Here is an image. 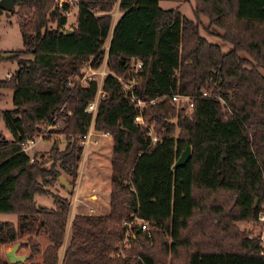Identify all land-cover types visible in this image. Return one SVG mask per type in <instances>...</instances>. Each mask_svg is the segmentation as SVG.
I'll return each mask as SVG.
<instances>
[{"label": "trees", "instance_id": "obj_1", "mask_svg": "<svg viewBox=\"0 0 264 264\" xmlns=\"http://www.w3.org/2000/svg\"><path fill=\"white\" fill-rule=\"evenodd\" d=\"M115 1L78 0L64 32L55 0H14L9 13L22 48L0 51V61L17 65L0 77V89L11 90V107L0 109L10 135L0 134V213L15 214L16 223L0 220V244L25 235L19 245L27 247V264H264L258 238L236 225L254 220L264 201V0H192L193 19L158 0H117L106 65L119 73L131 58L141 62L135 94L157 99L141 116L160 137L149 143L146 128L132 120L133 103L105 76L92 127L111 143L107 210L72 214L58 262L70 200L48 187L64 173L71 194L90 120L83 107L95 92L92 81L69 82L84 60L101 61ZM212 25L228 50L199 34H211ZM173 93L188 96L191 106L171 102ZM52 117L64 145L53 141L30 160L19 142ZM186 144L189 158L172 167ZM34 193L53 206L36 204ZM131 212L147 229L134 228L122 247L120 222ZM41 234L47 243L40 251L33 238Z\"/></svg>", "mask_w": 264, "mask_h": 264}, {"label": "rangeland", "instance_id": "obj_2", "mask_svg": "<svg viewBox=\"0 0 264 264\" xmlns=\"http://www.w3.org/2000/svg\"><path fill=\"white\" fill-rule=\"evenodd\" d=\"M116 3L114 2L112 4V8H115ZM158 5L161 8H170V7H175L177 6L178 10L182 15H184L186 18L193 19L192 13H191V5H192V0H158ZM111 11V10H110ZM109 11V12H110ZM16 14H12L6 11H3L0 14V51H8V50H20L22 48L21 44V38L18 30L17 23L15 21ZM72 17H68L66 20V26L69 27L70 24L72 23ZM201 23L205 24L206 19L205 17L201 16ZM208 31L211 32L207 33L203 29H200L199 34L203 37H205L208 41L215 42L219 44L221 51H226L230 48V44L226 41H223L219 39L216 36V32H218V29L215 26H210L208 28ZM105 42V41H104ZM104 42L102 45H104ZM238 55L242 57H247V54L244 51H238ZM25 57H29V55H25ZM17 65L15 61H8V60H1L0 61V77H4L6 72L12 73L16 69ZM1 96H0V109H5L11 107V102H10V95H11V90L8 88L5 89H0ZM56 122L54 126H44L40 125V128L38 130L39 134L42 135V139H37L36 142L34 143L33 146H31L27 152L32 153L34 149L37 148H46L47 146L49 147L51 143L54 141L57 145L58 148H62L64 145V139L62 135L56 133V129L61 125V122L55 119ZM3 133L7 137H9V133L7 129L4 127L3 121L0 118V134ZM103 136L97 135V136H90L89 142L85 143L83 145V150L81 154V158L79 160V164L83 159L85 151H94L96 147H99V151H96L99 153V156L102 160L105 162L106 158V168L107 171H110V163H109V152L111 150V143L109 141L103 140ZM102 139V140H101ZM95 140V141H94ZM103 143V144H102ZM100 144V146L98 145ZM44 150L43 152H45ZM38 152V151H37ZM108 152V156L106 157V154ZM78 164V165H79ZM89 164V163H88ZM104 164V163H103ZM103 164H101L103 166ZM91 165V169H89L92 173L93 167H94V162L91 161L89 164ZM79 168L81 169H86L82 168V166L79 165ZM103 168V167H102ZM65 177V179L68 180V176L66 174L62 173ZM98 177V174L97 176ZM90 180V179H89ZM73 188V189H72ZM71 188V194H68L67 188L66 187H60L59 182L55 180L50 187H48L49 190L56 192L61 195H65L69 198L70 200V206H69V211L67 214V218L74 213H86V214H103L106 212L107 207L106 204L104 203L103 200L101 199H96L92 194V190L88 187L82 191L81 188H76L75 186H72ZM83 195H90L87 197V200L81 198V194ZM73 195L79 200L74 199ZM33 199L36 204L44 207H52V201L51 198L39 194V193H34L33 194ZM257 199H255V205L257 203ZM74 205V206H72ZM72 206V207H71ZM92 206L93 210L89 211L88 207ZM258 208L259 210H264V201H259L258 202ZM258 210V211H259ZM0 220H10L13 223L16 222V215L15 214H10V213H0ZM237 228L241 230L244 234H246L247 237H252V238H258L261 235L264 237V225H262L257 218L254 220H239L236 222ZM68 228L65 226V231H64V236L61 244L57 248V256L58 259L61 254V249L62 246L65 245V243L68 240ZM25 235L14 241L13 243H7V244H0V258L5 259L6 264H25L23 261H20L18 263L15 262H8L4 256V253L6 250H8L13 244H20V242L23 241ZM34 241H36L39 245V249L43 248L44 245L47 243V239L45 235L41 234L35 238H33ZM18 249V247H17ZM23 252H27V247L24 246ZM20 252V250H19ZM15 254V251H14ZM19 255V254H16ZM24 255V253L20 254ZM38 258V257H35Z\"/></svg>", "mask_w": 264, "mask_h": 264}, {"label": "built area", "instance_id": "obj_3", "mask_svg": "<svg viewBox=\"0 0 264 264\" xmlns=\"http://www.w3.org/2000/svg\"><path fill=\"white\" fill-rule=\"evenodd\" d=\"M77 3L78 0H55L56 7L61 14V16H64L67 20L68 17H72L74 20L76 10H77ZM115 15V13H114ZM67 24V23H66ZM65 24V27H67ZM103 49V55L101 58V61L94 65L92 64L91 58H88L81 62L78 67L77 71L72 77V81L69 82V84H78L80 86H86L89 81H92L95 83V92L93 97L88 100L83 110L84 112L90 114V120L89 125L86 129V131L81 135L80 137V144L84 145L85 143L89 142L90 136H97L101 135L103 137H109V134L107 132H100L96 131L92 127V120L96 112L97 103L98 101L103 97L104 92L102 91V81L105 76L110 75L112 76L119 84L120 90L123 92L124 96L133 103L134 107L136 108V113L134 114L132 120L134 123L138 124L139 126L146 128L145 135L148 137L149 143L155 142L160 135L155 134L152 130V126L150 123L146 122L142 116H141V110L145 107L146 104H152L157 99H148L143 100L139 98L135 94V88L139 84V69L141 67V62L138 59L131 58L127 68L123 72L114 73L110 71L106 65V51L107 46L104 47V45L101 46ZM9 73L5 74V77H8ZM204 94V92H202ZM170 101L177 103L179 101L187 102V106L190 107L191 103L189 102V98L186 95H180L177 93H173L170 96ZM55 117H52V123H43L44 126H54L56 120ZM42 135L34 134L32 137L24 138L19 142V149L20 151L27 153V150L34 145L37 139H42ZM95 141V140H94ZM29 159L32 160V156L28 155ZM89 211H92V206L88 207ZM256 218L258 221L264 225V210H259L257 212ZM120 226L123 229L122 238L120 241V245L126 246L127 240L129 238H133V230L134 228L140 229V230H146L147 229V223L139 218L135 213L131 212L129 213V217L122 219L120 222ZM260 245L263 246L264 249V237L261 235L259 237Z\"/></svg>", "mask_w": 264, "mask_h": 264}, {"label": "crops", "instance_id": "obj_4", "mask_svg": "<svg viewBox=\"0 0 264 264\" xmlns=\"http://www.w3.org/2000/svg\"><path fill=\"white\" fill-rule=\"evenodd\" d=\"M115 3H116L115 8L111 9V11L109 12L111 19H110L109 30H108L107 36H106V38L104 40L105 41L104 42V47H106L108 45V40H109V36H110L111 27H112L116 17L120 13L118 8H117V0L115 1ZM114 13H115V15H114ZM72 22H73V20H72ZM6 73H9V72H6ZM1 93L2 92H0V96H1ZM1 135L4 138H6V139L10 138V136L7 137L3 133H1ZM102 139L110 142V138L109 137L108 138L107 137H103ZM55 145L57 146L58 144L55 143ZM98 145L100 146V144H98ZM47 149H48V146L46 148H42V149H40V148L34 149L33 152H37L38 151V152L42 153L44 150H47ZM82 150H83V145H82ZM95 150L99 151V147L97 146ZM95 150L94 151H89V150L85 151L82 161L80 162V164L78 162V164L80 166H82V168H86V169H81V168H79V165H77L76 177H75L73 186H75L76 188H81L82 191L89 187L93 191L92 194H90V195H93L96 199L98 198V199L103 200L104 203L106 204V207H107V205H108V189H109V174H110V171L108 172L107 168H106V158H105V162H104V160L101 159L102 157L100 158L99 153H97ZM32 153H28L27 152L26 154L27 155H31ZM81 154H82V151H81ZM107 156H108V152L106 154V157ZM109 156H110V152H109ZM80 158H81V155H80ZM91 161L94 162V167H93L92 173L89 170V169L92 168L91 165H89L91 163ZM101 164H103V166ZM97 174H98V177H96ZM63 178L65 179L64 176H63ZM90 195L88 194V195L85 196L82 193L81 194V198L87 200V197L90 196ZM73 197H74V199L79 200V199H77L75 197V195H73ZM72 206H74V205H72ZM71 216H72V214L66 219V223H65V226L68 228V233H69V220H70ZM7 221H10V220H7ZM10 222H12V221H10ZM64 231H65V228H64ZM35 239H36V237H35ZM64 246L65 245L62 246L61 254H60L59 259H58V256H57L58 262H59V260L61 258ZM17 247H18V249H17ZM23 248H24V246H20V245L17 244V246H16V248L14 250L15 251V255L16 254L20 255L22 253H24V255L27 254V252H23L22 251ZM41 249L42 248H40V251H41ZM19 250H20V252H19ZM56 253H57V251H56ZM35 257H38V255H36ZM36 259H38V258H36ZM21 261H23L25 264H27V261L25 260V258L23 260H21ZM15 263H18V262H15Z\"/></svg>", "mask_w": 264, "mask_h": 264}, {"label": "water", "instance_id": "obj_5", "mask_svg": "<svg viewBox=\"0 0 264 264\" xmlns=\"http://www.w3.org/2000/svg\"><path fill=\"white\" fill-rule=\"evenodd\" d=\"M0 8L3 9L6 12H9L14 8V0H0ZM64 32L71 31L70 28L64 27ZM56 147V145H54ZM190 156V148L189 145L186 144L182 151L179 153V155L174 160L172 167L182 165ZM58 182L61 184V186L66 187L69 189L70 187L66 184L64 181L63 176L60 174L57 176ZM17 244H13L8 250L5 251L4 256L8 262H19L27 257V254L25 255H15L14 250L16 248Z\"/></svg>", "mask_w": 264, "mask_h": 264}]
</instances>
